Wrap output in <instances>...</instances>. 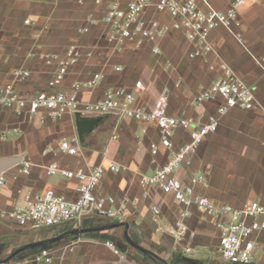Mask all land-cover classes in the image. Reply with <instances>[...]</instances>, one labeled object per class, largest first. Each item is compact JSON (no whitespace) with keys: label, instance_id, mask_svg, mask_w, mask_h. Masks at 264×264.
<instances>
[{"label":"crops","instance_id":"obj_1","mask_svg":"<svg viewBox=\"0 0 264 264\" xmlns=\"http://www.w3.org/2000/svg\"><path fill=\"white\" fill-rule=\"evenodd\" d=\"M108 1L127 4L132 0ZM150 1L145 18L169 22L156 12V0ZM211 3L220 11L230 7L226 0H211ZM102 12L103 8L95 6L91 0L83 5L72 0H0V87L12 85L28 97L47 89L56 65L46 67L42 56L64 53L65 48L74 43L80 46L83 56L69 69L64 85L58 90L84 82L93 73L105 74L101 86L82 90L83 103L100 100L108 88L134 89L135 83L142 81L144 89L136 91L142 106L151 108L161 91L169 88L170 115L205 121L208 115L216 113L218 102L199 106L195 98L200 87L209 86L221 72L218 68L210 70L209 63L201 59L191 60L188 54L192 47L182 33L171 30L160 40V55L152 53L155 44L151 43L140 49L129 46L120 50L104 41L98 27H92L88 35L79 33L81 27L89 24L90 17L99 19ZM25 19L31 20V24L25 25ZM239 21L240 25L233 28L234 34L222 27L212 32L215 56L211 61L225 63L254 89V107L234 109L224 116L218 131L207 137L177 172V177L185 182L195 175H204L208 182L204 194L218 204L234 207L254 200L264 204V70L260 67L264 62V0H244ZM145 55L151 57L152 63L138 59ZM18 71L30 73L25 82H17L15 73ZM90 118L100 121L81 140L74 116L54 120L45 113L30 118L26 113L0 110V160L23 158L1 174L6 183L0 186V209L23 206L27 194L44 193L49 189L74 200L77 181L65 180L60 173L47 176L46 167L53 161L62 169L87 171L104 161L115 162L122 167L121 173H107L97 192L114 196L117 206L124 209V216L114 221H85L83 228L104 225V230L78 238L67 236L64 242L50 248L54 257L52 264H217L206 260L212 251L218 254L219 241L211 222L201 217L195 207H188L191 212L186 220L188 235L178 241L168 231L187 207L176 203L172 195L163 193L160 188L141 184V175L152 174L166 164L172 154L160 147L158 155H152L150 145L160 143L155 124L119 119L114 115ZM6 129L17 131L2 140ZM115 134L118 138L113 140ZM60 141L70 142L79 149V154L43 155L45 150H55ZM188 141L189 133L178 129L174 150ZM26 161L31 163L29 173L23 171ZM153 206L160 209V215L153 213ZM74 229H77L75 224L33 229L0 221V260H7L32 243L53 240ZM185 248L191 252L186 254ZM37 253H26L0 264H46L32 261Z\"/></svg>","mask_w":264,"mask_h":264},{"label":"built area","instance_id":"obj_2","mask_svg":"<svg viewBox=\"0 0 264 264\" xmlns=\"http://www.w3.org/2000/svg\"><path fill=\"white\" fill-rule=\"evenodd\" d=\"M83 5L87 0H72ZM230 7L226 11L217 10L211 0H156L154 7L158 14L167 21L145 18L150 0H132L127 4L118 1L91 0L103 8L102 17H90L88 25L79 29L82 35H88L92 27H98L103 39L108 45L117 49L134 47L140 49L151 43L154 55L161 54L159 41L165 38L171 30L184 35L192 47L188 56L191 60L201 59L210 70L218 68L220 75L207 87H201L195 98V104L202 106L207 102H218L216 113L208 115L205 121L187 116L175 117L169 114L168 107L171 90L164 88L151 108L138 103L137 92L144 89L142 81H137L134 89L125 87L108 88L104 96L93 103H83L80 100L82 90H93L102 85L105 74L96 72L84 82L72 84L68 89L58 90L65 83L69 69L76 66L83 56L80 46L69 44L64 53H46L42 56L46 67L56 65V70L48 82L47 89L33 96H24L14 86L0 87V110L16 114L26 113L30 118L40 117L45 113L54 120L67 115L90 118L95 116L114 115L119 119H129L135 122L155 124L158 129L160 143L150 145L153 156L158 155L160 147L171 151V157L166 164L156 169L152 174L141 175L143 187H158L165 194L172 195L179 205L187 207L168 232L178 241L188 235L186 220L191 216L188 207H195L197 213L209 220L217 232L218 255L223 264H264V204L259 200L249 201L241 207L231 204H218L204 194L208 182L204 175H195L185 182L177 177V172L189 162V157L196 153L199 146L218 131L221 119L234 109L249 110L254 107V89L240 80L231 68L221 61H211L215 50L211 43V34L222 27L234 34V27L240 25L239 10L244 0H226ZM26 25L31 20H25ZM240 38V35H237ZM264 70V62L260 64ZM28 71L15 73L18 83H23L29 77ZM44 118V117H43ZM42 118V119H43ZM182 129L189 133V141L178 150H174L176 131ZM16 129H6L1 136L7 140ZM118 135H113L116 140ZM79 149L68 141H60L57 148L48 149L43 155L60 154L76 156ZM31 163L26 161L23 171L29 173ZM122 167L110 161H104L90 171L85 169H62L57 161L46 167L47 176L60 173L65 180L77 181L76 198L69 200L49 189L44 193H30L24 197L25 205L15 206L10 210L0 209L1 222H15L21 227L33 229H56L75 224L77 229L83 228V223L94 219L114 221L124 216V209L117 206L118 201L112 195L98 194L97 188L107 173L119 174ZM6 183V178L0 175V186ZM155 215H160L158 207L153 206ZM73 251V248H70ZM185 253L191 249L185 248ZM33 262H54L52 249H43L32 258Z\"/></svg>","mask_w":264,"mask_h":264},{"label":"water","instance_id":"obj_3","mask_svg":"<svg viewBox=\"0 0 264 264\" xmlns=\"http://www.w3.org/2000/svg\"><path fill=\"white\" fill-rule=\"evenodd\" d=\"M76 125H77V131H78V135L79 138L81 140L84 139V136L89 133L98 123H99V119H95V118H88L85 119L83 117H81L80 114H76ZM23 160L22 157H12V158H5L0 160V175L5 172L7 169H9L10 167L20 163ZM104 230L103 227H99V228H82V229H74L72 231H69L68 233L62 234L56 238H54L52 241L53 242H57L58 240H61L67 236H73V235H82V234H87V233H92L95 231H102ZM43 244V242H36V243H32L26 247H23L21 249H19L18 251H16L15 253H13V255H11L6 262L11 261V259H13L15 256H17L20 252H23L24 250H26L28 247L30 248H35V247H39Z\"/></svg>","mask_w":264,"mask_h":264},{"label":"trees","instance_id":"obj_4","mask_svg":"<svg viewBox=\"0 0 264 264\" xmlns=\"http://www.w3.org/2000/svg\"><path fill=\"white\" fill-rule=\"evenodd\" d=\"M78 237H79V235L73 236V238H78ZM66 239H67V237H65V238H63L61 240H58L57 242H53L52 239L47 240V241H43V244L41 246L35 247V248L28 247L26 250H24V252H20L17 256H15L13 259H11V261L14 260L15 258L19 257L20 255H23V254H26V253L28 255H30V254L39 252V251H41L43 249H50L53 246H56V245L64 242V240H66ZM147 253L150 254L149 252H147ZM6 261L7 260H0V263H9L10 262V261L9 262H6Z\"/></svg>","mask_w":264,"mask_h":264},{"label":"rangeland","instance_id":"obj_5","mask_svg":"<svg viewBox=\"0 0 264 264\" xmlns=\"http://www.w3.org/2000/svg\"><path fill=\"white\" fill-rule=\"evenodd\" d=\"M68 1V0H67ZM26 20V19H25ZM24 23H25V21H24ZM26 25V24H25ZM148 58V59H147ZM138 59H140V61H143V60H147V61H149L150 63H152V59H151V57H147L146 55L145 56H143V57H139ZM202 87V86H201ZM200 87V88H201ZM252 196L253 195H251V197H248L249 199L250 198H252ZM98 227H100V226H98ZM101 227H105L104 225H102ZM22 256V255H21ZM20 256V257H21ZM24 256V255H23ZM22 256V257H23ZM208 262H216L217 264H223V262H222V260H221V257L215 252V251H212V253H211V255H208V257H207V259H206ZM11 262V261H10Z\"/></svg>","mask_w":264,"mask_h":264}]
</instances>
